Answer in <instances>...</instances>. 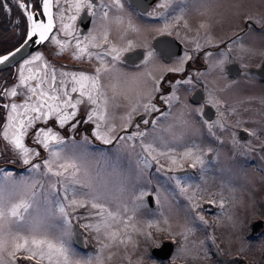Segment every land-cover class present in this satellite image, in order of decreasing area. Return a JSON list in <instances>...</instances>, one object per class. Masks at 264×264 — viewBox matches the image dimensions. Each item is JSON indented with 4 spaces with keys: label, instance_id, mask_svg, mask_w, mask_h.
Segmentation results:
<instances>
[{
    "label": "flooded vegetation",
    "instance_id": "flooded-vegetation-1",
    "mask_svg": "<svg viewBox=\"0 0 264 264\" xmlns=\"http://www.w3.org/2000/svg\"><path fill=\"white\" fill-rule=\"evenodd\" d=\"M160 2L121 0L123 8L110 12V43L124 48L131 41L133 47L122 53L116 64L120 75L101 74L98 105L101 108L107 105V122L119 131L136 101L146 102V97L138 96L142 90L151 88L161 76L167 80L183 79V72L168 73L167 68L180 66L179 61L187 52L193 60L184 67L188 75L196 79L191 85L173 87L177 99L173 101L168 119L161 121L159 127H167L185 113L192 128L186 131L182 142L172 146L182 152L186 147L197 145L205 164L203 168L200 165L191 168L189 162L184 161V168L173 172L167 171V164L161 173L155 172V166L148 169L145 177L151 178V187L159 188L163 193L161 205L147 207L151 212H158L159 224L153 222L149 228L146 221L137 223L140 232L133 233L130 242L105 250V264H264V30L246 24L249 17L264 22V0H171L166 9L159 8ZM149 13L153 15L149 16ZM114 14L119 15L123 23H116ZM177 16L181 17L179 23L174 19ZM83 24L99 38L102 29L98 17L83 16L78 27L82 28ZM234 39V43L224 47L226 41ZM197 40L201 44L200 52L195 51ZM54 47L40 46L31 54L41 51L50 55L58 71L62 66L69 71L98 66L95 59H74L71 49L59 53L58 49L52 51ZM205 50L212 51L213 55L207 58L201 55ZM148 51L153 55L144 63ZM218 59L225 61L222 68L217 65ZM18 66L17 63L0 71V83H11ZM211 98L219 101V109L208 104ZM198 109H203V113H198ZM221 111L224 112L225 128L218 124ZM205 120L216 125L214 130L219 140L208 134L207 126L203 124ZM87 127L84 125L79 132L67 135L64 145L52 147L63 149L62 155L69 156L78 149L74 145H82ZM252 132L255 135L249 134ZM26 145L34 147L27 138ZM104 147L111 163L117 161L119 150L132 154L139 152L138 147L132 148L131 142L127 147L117 148L94 141L87 150L102 154ZM79 149H83V145ZM29 169L30 165L21 162L19 153L0 138V173L20 177ZM35 172L50 181L55 179L43 176V167ZM171 175L180 176L192 187L187 193H181L174 182L167 179ZM197 186L205 194L199 203L207 225L195 220L188 210L192 203L188 196L197 192ZM166 189L173 193L176 201L184 203V210H180L188 220L186 227L165 223L162 215L167 209L163 206V199L165 204L168 199ZM210 194H215L211 198L216 201L211 205L207 203ZM221 200L223 208L220 207ZM75 223V234L70 243L79 254L76 258L86 259L95 254L100 245L92 232L75 226ZM149 232L152 233L150 237ZM109 256L111 259H107Z\"/></svg>",
    "mask_w": 264,
    "mask_h": 264
},
{
    "label": "snow or ice",
    "instance_id": "snow-or-ice-1",
    "mask_svg": "<svg viewBox=\"0 0 264 264\" xmlns=\"http://www.w3.org/2000/svg\"><path fill=\"white\" fill-rule=\"evenodd\" d=\"M170 3L171 0H161L158 6L166 9ZM122 8L121 0H0V11L11 15L16 9L25 25L24 37L18 46L0 53V65L12 63L15 56L30 43L53 45L52 51L58 49L59 53L71 49L74 59L87 58L98 62L95 68L90 66L69 71L62 66L58 71L50 55L36 51L17 62L19 66L11 83H0V138L19 153L24 165H30V171L38 172L43 167V176L55 178L49 184L50 192L44 195V206L27 219L25 213L32 208L38 195L34 191L35 184L22 183L7 191L0 186V264H105L106 249L124 246L132 240L133 233L140 232L136 223L137 212L153 204H162L163 193L159 188L151 187L152 181L150 177H145L146 171L155 166V172L161 173L167 164V171L173 172L183 169L184 161H188L191 168L197 165L203 168L205 164L197 145L186 147L182 152L172 146L182 142L186 131L192 128L185 113H181L167 127H159L161 121L168 119L173 101L177 99L173 87L177 84L191 85L196 79L188 75L184 67L193 60L187 52L181 57L180 66L167 68L168 73L183 72V79L167 80L161 76L151 88L142 90L138 96L146 97V102L136 101L119 131L107 122V105L103 108L98 105L101 74L120 75L116 64L121 60L122 53L133 47L129 41L127 47L117 48L108 39L110 12ZM82 14L90 19L99 18L102 29L99 38L88 29L87 24L78 27V22L82 24L83 21ZM19 17L15 20L17 26L21 22ZM174 19L179 23L181 17ZM113 20L123 23L119 15L114 14ZM246 24L264 30V22L251 17ZM184 26L187 27L186 24ZM168 34L171 35L170 32ZM235 39L226 41L224 47L234 43ZM200 49L201 44L197 40L195 51L200 52ZM152 55L153 52L148 51L143 62L147 63ZM201 55L207 58L213 52L205 50ZM224 62V59H218L217 65L222 68ZM208 104L220 108L215 98L209 99ZM197 112L202 114L203 109ZM223 118L224 112L221 111L220 128L226 127ZM203 124L207 126L208 134L219 140L214 130L216 125L209 124L207 120ZM84 125L89 127L85 128L83 150L78 157L62 155L63 149L52 147L64 145L65 137L79 132ZM244 131L248 132V129ZM249 134L255 135L254 132ZM26 138L34 147L26 145ZM94 141H99L102 146L115 145L117 148L127 147L131 142L133 149L139 148L135 170L120 179L118 196L110 197L94 186L87 170L83 181L77 175L82 166L77 164V159L86 160L87 147ZM82 145H74V148H81ZM106 152L104 147L102 154ZM167 179L173 181L181 193H187L192 187L178 175L168 176ZM40 187L43 188V184ZM29 194L30 197L25 199ZM17 195L21 198L12 203L10 198ZM204 195L197 186V192L188 196V200L192 201L188 210L195 220L207 225L199 203ZM214 195L210 194L207 199L209 205L216 203L211 198ZM220 207L223 208V200ZM74 221L75 226L92 232L100 245L95 254L88 255L86 259H77L79 254L70 243L75 234ZM148 226H153L151 221ZM147 235L150 237L152 233Z\"/></svg>",
    "mask_w": 264,
    "mask_h": 264
},
{
    "label": "rangeland",
    "instance_id": "rangeland-1",
    "mask_svg": "<svg viewBox=\"0 0 264 264\" xmlns=\"http://www.w3.org/2000/svg\"><path fill=\"white\" fill-rule=\"evenodd\" d=\"M16 11V9H13L11 15H13V13ZM18 17L19 12L18 16L14 17V20H11L9 25H12ZM19 18L21 20L20 24L18 26L14 24V31L17 38L15 39V37H12V35L7 36L5 41L4 39L1 41L3 37L0 38L1 53L7 52L12 49L15 46V43L18 41V37H20L21 33H23L24 30L20 27V25L23 27V18ZM17 32H19V35H17ZM82 150L83 149L78 148L77 150L72 151L69 156L78 157ZM138 154L139 152L136 153V151H134V153L132 154L129 151L119 150L117 154V161L111 163L109 156H107L106 153L101 154L98 151L87 150L86 160L77 159V164L82 165L81 171L77 175L83 181L85 179V170H87L88 178L91 180L94 186H96L99 190L106 192L110 197L118 196V185L120 179L122 178V176H126L129 171L134 172L136 161L139 157ZM36 174L38 173H36L35 171H28L20 177H15L12 174L6 176L3 174V172L0 173V186H2L6 191L13 186L22 183L35 184L36 187L34 191H36L38 195L33 200L32 208H30L28 212L25 213L26 219L34 215L39 208H42L44 206V195L46 192H50V178H44L41 176H37ZM41 184H43V188L40 187ZM29 197L30 194L28 196H25L24 198L28 199ZM166 197L168 198L167 203L165 204V199H163V206H167V209L162 216L165 217L167 222H172L174 224H179L182 227H186L188 220L187 218H184V216H182L180 210V208L184 210V203L176 201L173 198V193L169 192L168 189H166ZM20 198L21 197L17 195L11 197L10 200L12 203H15L18 202ZM158 218H160L158 212H151L147 208H143L140 209L136 214V223L151 221L152 223L154 222L159 224Z\"/></svg>",
    "mask_w": 264,
    "mask_h": 264
},
{
    "label": "trees",
    "instance_id": "trees-1",
    "mask_svg": "<svg viewBox=\"0 0 264 264\" xmlns=\"http://www.w3.org/2000/svg\"><path fill=\"white\" fill-rule=\"evenodd\" d=\"M16 16H18V11L14 12L13 15H7L5 12L0 11V38L3 37L1 39V41L3 39L5 41L6 40V37L9 36V35H12V37H15V39L17 38L16 35H15L16 33L14 31V27H15L14 24H15V22L12 25L11 24L9 25V23L11 22V20H14V17H16ZM20 27H21V29L24 30V27L25 26L23 24V27L21 25H20ZM23 37H24V31H23V33H21L20 37H18V41L20 42L23 39ZM18 41L15 43V46H18V44H19ZM2 53H6V52H2Z\"/></svg>",
    "mask_w": 264,
    "mask_h": 264
},
{
    "label": "water",
    "instance_id": "water-1",
    "mask_svg": "<svg viewBox=\"0 0 264 264\" xmlns=\"http://www.w3.org/2000/svg\"><path fill=\"white\" fill-rule=\"evenodd\" d=\"M39 45H35V44H29L26 48H24L20 53H18L15 56V59L12 63L8 64H4V65H0V71H4L7 70L13 66H15L17 64V62H20L22 60V58L27 57L29 54H31L34 50H36L37 48H39Z\"/></svg>",
    "mask_w": 264,
    "mask_h": 264
}]
</instances>
